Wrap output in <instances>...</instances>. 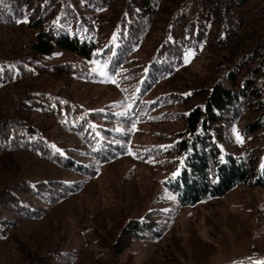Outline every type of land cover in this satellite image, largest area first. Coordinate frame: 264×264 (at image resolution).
I'll return each instance as SVG.
<instances>
[{
  "label": "trees",
  "instance_id": "trees-1",
  "mask_svg": "<svg viewBox=\"0 0 264 264\" xmlns=\"http://www.w3.org/2000/svg\"><path fill=\"white\" fill-rule=\"evenodd\" d=\"M0 23L30 31L12 57H0V85L30 76L89 78L93 60L111 78L137 75L133 113L121 117L110 108L89 109L57 89L26 87L12 114L0 120V158L32 152L86 173L92 169L74 153L116 159L126 153L128 126L158 106L178 107L181 128L159 154L163 184L178 202L193 205L240 183L264 187V0H0ZM148 43L147 56H136ZM58 51L76 58L53 62ZM189 52H205L204 75L180 90L166 89L171 80L178 82L174 78L185 69ZM233 124L243 142L228 137ZM61 134L76 137L81 149L62 146ZM75 187L53 177L19 179L1 188L0 238ZM151 224L127 218L114 251L147 236ZM88 235L105 243L95 228ZM64 255L56 250L33 264L57 263Z\"/></svg>",
  "mask_w": 264,
  "mask_h": 264
},
{
  "label": "rangeland",
  "instance_id": "rangeland-1",
  "mask_svg": "<svg viewBox=\"0 0 264 264\" xmlns=\"http://www.w3.org/2000/svg\"><path fill=\"white\" fill-rule=\"evenodd\" d=\"M30 37L27 28L0 23V57H12L16 46ZM150 42V41H148ZM151 44L136 56L146 57ZM188 54V53H187ZM186 54V55H187ZM206 54L187 56L186 67L166 89H182L204 75ZM194 56V57H193ZM76 56L58 51L53 62ZM89 78L46 75L22 77L0 85V120L9 117L28 86L60 90L89 109L133 113L136 76L111 78L103 64L93 63ZM102 71L106 74H102ZM115 81V83H113ZM174 86V87H173ZM178 107H156L127 127L126 153L107 162L73 154L92 170L73 172L32 152H13L0 158V189L19 179L60 178L74 182L60 199L38 217L19 221L12 234L0 238V264H33L41 256L60 250L64 260L53 264H227L264 261V187L240 183L222 196L183 205L164 186L165 167L159 156L173 132L181 128ZM237 130L239 125H236ZM228 137L235 136L232 127ZM57 139L72 151L81 149L76 137ZM123 143V142H122ZM127 218L151 220L147 236L114 251L120 226ZM95 228L104 237L98 244L88 235ZM44 259V258H43ZM52 264V263H51Z\"/></svg>",
  "mask_w": 264,
  "mask_h": 264
},
{
  "label": "snow or ice",
  "instance_id": "snow-or-ice-1",
  "mask_svg": "<svg viewBox=\"0 0 264 264\" xmlns=\"http://www.w3.org/2000/svg\"><path fill=\"white\" fill-rule=\"evenodd\" d=\"M17 22H19V21H17ZM191 54H192L191 52L188 53V55H191ZM54 55H58V53H54ZM185 62H187V60ZM93 63H98V62L94 61ZM102 74H106V73H104L102 71ZM113 83H115V81H113ZM232 133L234 134L235 139H236L237 142H243V137H241V135L239 134V131L237 130L235 124H233V126H232ZM53 147H55V146L53 145ZM177 171H179V169H177ZM172 175L175 176L176 172H173Z\"/></svg>",
  "mask_w": 264,
  "mask_h": 264
}]
</instances>
